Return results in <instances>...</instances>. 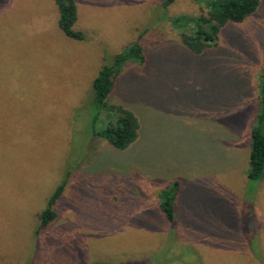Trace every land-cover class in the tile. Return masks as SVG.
<instances>
[{
	"label": "rangeland",
	"instance_id": "374dc122",
	"mask_svg": "<svg viewBox=\"0 0 264 264\" xmlns=\"http://www.w3.org/2000/svg\"><path fill=\"white\" fill-rule=\"evenodd\" d=\"M75 1L83 40L61 32L53 0H0V264H264V181L246 177L264 0L200 54L172 22L204 13L198 0ZM135 41L145 62L123 67L109 101L141 119L121 150L94 134L111 109L93 124L88 103L100 67Z\"/></svg>",
	"mask_w": 264,
	"mask_h": 264
},
{
	"label": "trees",
	"instance_id": "16d2710c",
	"mask_svg": "<svg viewBox=\"0 0 264 264\" xmlns=\"http://www.w3.org/2000/svg\"><path fill=\"white\" fill-rule=\"evenodd\" d=\"M58 12L57 25L61 32L74 40H83L85 33L75 28L78 20L77 4L75 0H53ZM173 0H163L164 9ZM205 6V12L190 18L179 16L172 20L173 24L181 28L180 42L195 54L215 45L221 30L231 23H241L260 4V0H198ZM183 23V24H182ZM182 24V25H181ZM189 25H192L189 27ZM144 46L138 41L133 42L123 52L115 54L112 59L103 64L91 82L88 103L89 115L94 124L104 107L111 109L109 120L101 130H94L95 136L102 137L117 149L130 147L138 138L141 119L133 111L121 104L109 105L110 97L117 78L127 63L143 65L145 62ZM257 95L260 111L250 132V154L246 177L249 181H264V70L259 82ZM91 110V113H90ZM141 118V116H140ZM66 180L55 188L45 209L37 214L40 222L35 231L36 235L52 223L58 216L54 205L62 196ZM170 191L163 196L160 210L168 222L175 219V207L180 195V182L175 180L170 185Z\"/></svg>",
	"mask_w": 264,
	"mask_h": 264
}]
</instances>
